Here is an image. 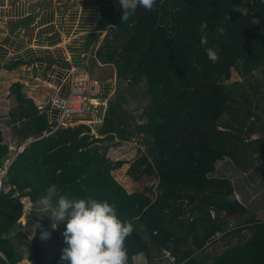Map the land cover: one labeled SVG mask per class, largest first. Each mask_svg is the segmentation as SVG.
Instances as JSON below:
<instances>
[{
  "label": "trees",
  "instance_id": "trees-1",
  "mask_svg": "<svg viewBox=\"0 0 264 264\" xmlns=\"http://www.w3.org/2000/svg\"><path fill=\"white\" fill-rule=\"evenodd\" d=\"M99 1L87 48L93 46L95 60L113 66L116 81L128 89L108 101L102 122L94 127L96 137L85 124L54 131L23 84L9 87L17 102L10 114L12 133L20 143L32 141L5 177L0 175V251L5 257L0 256V264L24 259L13 238L17 249L30 247L31 264H68L59 259L64 241L48 256L49 247L63 239V222L47 239L40 238L39 228L30 238L20 222L23 198L39 204L50 184L60 195L115 205L117 216L133 227L124 240L126 264H135L139 255L145 264H264V210L250 212L235 198L232 180L214 175L226 159L244 172L264 165V4L156 0L153 9L138 8L121 21L119 2ZM201 22L208 29L201 30ZM201 36L207 44L201 45ZM209 47L218 54L215 63L207 58ZM142 83L150 103L139 123L123 105L125 93ZM101 86L104 98L114 88L112 83ZM135 136L143 138L146 150L130 164L128 175L136 182L152 177L156 183L130 193L112 174L126 161L111 160L108 147L99 143ZM8 154L0 130V169ZM55 203L54 196L50 206ZM37 220L49 231L45 217ZM238 235L239 241L228 243ZM225 240L223 251L211 257L207 248Z\"/></svg>",
  "mask_w": 264,
  "mask_h": 264
},
{
  "label": "rangeland",
  "instance_id": "rangeland-1",
  "mask_svg": "<svg viewBox=\"0 0 264 264\" xmlns=\"http://www.w3.org/2000/svg\"><path fill=\"white\" fill-rule=\"evenodd\" d=\"M118 2V0H116ZM100 1L99 0H49L47 1V9L51 10L53 14H56V21L54 25L55 33L52 35V38L58 39L59 42L56 47L53 48V53L51 55H37L31 56L32 61L42 58L47 61L50 66H56L55 70L62 71L63 74H70L72 77L71 83L81 81L79 75H85L83 81L85 84H99L113 83L114 88L111 90L110 94L103 97L102 94L99 95L101 98L102 104H106L104 108L101 106L98 109H95L93 113L94 123H89V120L73 122L70 127H74L80 124H85L92 128L91 133L95 134L94 129L98 121H100L104 115L105 110L108 107V101H114L115 96L122 94L125 88L128 89L126 83L120 84L116 81L115 69L111 65H102L97 62L93 56L94 47L87 48L88 34L94 30L96 21L98 19V14L100 12ZM105 36V33L102 34L101 40ZM100 45V43H99ZM98 47V46H97ZM95 46V48H97ZM10 55V52L4 54L0 52V130H2L4 135V144L8 145L9 154L4 163L2 169H0V175L2 178L5 177L6 172L10 166V163L15 159L18 153L22 152L24 147L32 141L29 139L25 143H20V140L12 133V125L10 120L11 111L16 107L17 102L14 96L9 95V87L19 82L20 80L16 77V69L23 66H15L13 70L9 71L5 69L6 65L12 66L15 62L24 60L25 55L20 58H16V54L13 53ZM34 55V54H33ZM16 58V59H15ZM28 58V57H26ZM29 59V58H28ZM23 62L26 63L24 60ZM29 65V64H28ZM22 69V68H19ZM23 73L34 74L37 72V68L34 67L31 71L23 70ZM72 73V74H71ZM75 76V77H74ZM238 76L234 75V80H238ZM33 80H30L32 84ZM23 84V92L28 98L35 97L31 94V86ZM39 90H44L42 86L37 87ZM48 88V87H46ZM53 88V87H49ZM55 88V87H54ZM31 91V92H30ZM51 91H49L50 93ZM146 93L145 84H140L137 88L131 91V94L125 93V98L128 100L124 104V108L129 112L131 116H134L139 123L144 121L142 111L150 103V99ZM264 93V91H263ZM93 96V95H92ZM96 100V99H94ZM93 100V101H94ZM92 101V102H93ZM35 102V101H34ZM44 111V109H41ZM92 117V116H91ZM89 119V118H88ZM68 128V127H64ZM99 146L108 147L107 156L114 161L123 160L126 161V164L120 169L113 171V177L122 184L128 192H135L143 190L144 186L155 184L156 180L152 177H145L140 182L134 181L129 175L128 170L130 164L136 160L145 150L146 144L143 142L142 137H133L130 141H120L118 138H114L110 141L100 142ZM260 166V165H259ZM219 177H227L232 180L235 190L238 193L235 195V198L245 204L249 211L252 213H260L264 210V165L260 166L259 170L255 168H250L246 172L240 170L232 161L226 159L222 162H219L217 165V170L214 174ZM24 204V213L20 219L21 225L23 227V232L32 238L34 234L33 225L36 223V217L43 216L48 220L49 223V233L50 236L57 230L61 222H57V227L53 229L51 227V220L45 215H50L51 210L54 207L49 206L47 210H42L39 204H33L28 198H23ZM234 224V223H232ZM238 234H246L245 232ZM248 234H246L247 236ZM239 235L234 237L229 244L236 243L239 241ZM63 242V239L59 241V244L55 248L49 247L48 256L51 257L55 253L57 248ZM227 240L224 242L219 241L215 245L207 248V252L211 257H215L217 254L223 251L224 247L227 245ZM14 248L19 250L23 255V260L19 264H31L28 262L27 257L30 253V247H23L22 249H17L15 238L12 239ZM1 252V251H0ZM3 255V253L1 252ZM1 256V255H0ZM146 261L144 262V264ZM141 264V263H140ZM203 264H210V260H205Z\"/></svg>",
  "mask_w": 264,
  "mask_h": 264
},
{
  "label": "clouds",
  "instance_id": "clouds-1",
  "mask_svg": "<svg viewBox=\"0 0 264 264\" xmlns=\"http://www.w3.org/2000/svg\"><path fill=\"white\" fill-rule=\"evenodd\" d=\"M123 9L121 21H125L137 9H153L156 0H118ZM264 4V0H259ZM238 10L243 15L246 10ZM201 30L208 29L207 22H201ZM222 32L223 29H215ZM201 45L207 44L204 36L200 38ZM207 58L215 63L218 54L212 48H205ZM56 197L55 207L50 215L51 227L55 229L57 222H63L62 231L65 246L61 249L59 259L68 264H126L127 250L124 246L125 238L132 232L133 227L127 221H122L116 212L114 204L92 197L72 198L70 194L60 195L55 184H50L46 194L39 198L42 210H47L50 201ZM43 217V216H40ZM41 229L39 236L47 239L50 233L37 222L33 225Z\"/></svg>",
  "mask_w": 264,
  "mask_h": 264
},
{
  "label": "crops",
  "instance_id": "crops-1",
  "mask_svg": "<svg viewBox=\"0 0 264 264\" xmlns=\"http://www.w3.org/2000/svg\"><path fill=\"white\" fill-rule=\"evenodd\" d=\"M47 1L49 0H0V52L4 54L10 52L12 57L15 53L16 58L25 55L24 60L26 63L23 62L24 60L18 61L24 63V65L21 66V63L19 68L22 69H16V77L20 80V83L27 85L30 84V80H33L30 84L32 87V92H30L35 96H32V98L39 110L45 108L49 103V91H52L54 87L67 80L65 89L68 92L72 85L70 74H63L62 71L55 70V65L50 66L42 58L35 61L30 59L31 56L51 55L53 48L59 42L58 39L54 40L52 38L55 33L54 25L57 18L56 14L47 9ZM11 67V70L16 68L14 65ZM34 67L37 68L35 74L33 72L27 75L22 72L23 70L31 71ZM79 77L83 80L85 75L80 74ZM38 86L45 89L39 90ZM77 121L83 120L79 119ZM237 194L235 190V195ZM134 261L135 264H144L146 260L142 255H139L134 258Z\"/></svg>",
  "mask_w": 264,
  "mask_h": 264
},
{
  "label": "built area",
  "instance_id": "built-area-1",
  "mask_svg": "<svg viewBox=\"0 0 264 264\" xmlns=\"http://www.w3.org/2000/svg\"><path fill=\"white\" fill-rule=\"evenodd\" d=\"M81 80L72 84L66 91L67 80L62 81L61 84L57 85L49 93V103L44 109V113L48 116L50 124L53 126V130L58 128L70 127L73 122L82 119L89 120V123H94L93 113L95 109L99 110V107H103L106 104H102L101 98L99 97L102 94V86L99 84H85ZM93 95V96H92ZM96 99L97 103L92 101ZM106 111V110H105ZM92 116L90 119H86L87 116ZM103 119V118H102ZM102 119L97 123H101ZM11 164V163H10ZM221 234H217L216 237L219 238ZM2 258V255L0 252Z\"/></svg>",
  "mask_w": 264,
  "mask_h": 264
},
{
  "label": "bare ground",
  "instance_id": "bare-ground-1",
  "mask_svg": "<svg viewBox=\"0 0 264 264\" xmlns=\"http://www.w3.org/2000/svg\"><path fill=\"white\" fill-rule=\"evenodd\" d=\"M97 102H98V100H94V101H93V103H97ZM95 122H96V121H95Z\"/></svg>",
  "mask_w": 264,
  "mask_h": 264
}]
</instances>
